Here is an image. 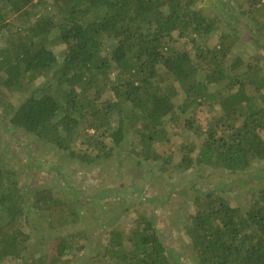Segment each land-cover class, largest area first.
<instances>
[{"label": "trees", "instance_id": "16d2710c", "mask_svg": "<svg viewBox=\"0 0 264 264\" xmlns=\"http://www.w3.org/2000/svg\"><path fill=\"white\" fill-rule=\"evenodd\" d=\"M233 4L209 14L200 0H0V35L10 36L0 47L6 130L85 164L113 156L108 140L119 148L132 136V151L154 162L161 156L153 147L171 141L168 124L212 103L222 112L207 129L186 120L203 141L182 145L174 167L247 174L264 161V67L262 60L246 63L241 55L228 62L238 39L228 17L235 9L241 18L260 16L264 0ZM225 28L232 33L223 32L213 49L197 45L196 38ZM251 31L260 48L264 24ZM175 40L192 41L195 56L178 50ZM54 47L61 49V62ZM41 78L48 83L38 86ZM180 94L186 99L177 104ZM13 98L20 101L16 107ZM171 163L168 157L162 169ZM18 175L0 153V264H72L85 255H93V264H179L156 221L137 211L127 230L118 224L102 242L74 232L49 241L46 255L34 256L26 226L36 212L50 230L76 225L81 213L76 201L51 188L40 189L36 198L31 193L32 200ZM254 180L245 181L250 204L244 206L213 190H191L195 210L184 224L196 264H264V175Z\"/></svg>", "mask_w": 264, "mask_h": 264}, {"label": "rangeland", "instance_id": "374dc122", "mask_svg": "<svg viewBox=\"0 0 264 264\" xmlns=\"http://www.w3.org/2000/svg\"><path fill=\"white\" fill-rule=\"evenodd\" d=\"M233 1L200 0V6L206 7L205 11L209 14H221L229 5H234ZM235 13L228 17V21H232V28L238 29L237 46L229 55L228 62L231 63L235 55H241L246 63L255 62V58L262 60L261 65L264 67L263 40H259L263 46L255 48V36L251 31L253 27L258 28L259 21L264 24V14L241 18L238 10L235 9ZM232 28H225L209 37L196 38V43L203 48L213 49L219 43L221 34L226 31L232 33ZM9 38L7 33L1 34L0 47L6 46ZM192 44L190 40H175L174 43L178 50L190 49L195 56ZM53 50L61 62L64 58L61 49L54 47ZM113 77L114 75L111 78ZM46 83L48 80L41 78L38 86ZM211 87H214L213 90L220 88ZM106 97L114 100L111 91L106 93ZM185 99L186 96L180 94L175 100L177 104H181ZM11 103L16 107L20 101L13 98ZM3 110L5 109L0 107V153L9 168L19 174L18 180L24 186L23 193L27 192V196L33 200V193L36 198L40 189L51 188L57 197L68 195V199L76 201L81 213L80 222L76 225L64 230H50L36 212L31 224L26 226L27 232L32 235L30 251L34 256H38L37 253L46 255L49 252V241L74 232L85 231L90 234L94 243L102 242L118 224L127 230L137 211L156 221L158 231L170 241L178 254L176 260L179 264H196L184 224L195 210L190 196L194 197L193 194L196 193L191 190L197 189L199 193L213 190L228 198L234 206H244L250 204V196L244 195V191L248 189L245 181L251 178L256 180L264 175V161L254 163L251 170L242 175H233L221 168L198 166L183 173L174 167L182 159V145L201 146L203 141L188 127L186 120L194 119L198 127L207 129L211 119L222 112L217 104L204 103L191 108L186 116L182 115L176 122L168 124L171 141L153 147L162 158L159 161L140 160L138 154L131 149V143L134 144L135 140L129 136L125 146L119 148L108 140L107 143L114 148L113 156L93 164L73 161L67 155L52 150V147L44 146L32 136L7 131L6 123L3 122ZM168 157L172 160L170 167H173L165 171L162 166ZM92 256H79L72 264H93ZM4 264L14 263L7 261Z\"/></svg>", "mask_w": 264, "mask_h": 264}]
</instances>
